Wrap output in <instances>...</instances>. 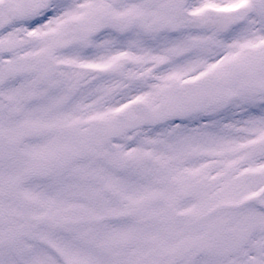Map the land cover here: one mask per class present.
I'll use <instances>...</instances> for the list:
<instances>
[{"label": "snow or ice", "instance_id": "obj_1", "mask_svg": "<svg viewBox=\"0 0 264 264\" xmlns=\"http://www.w3.org/2000/svg\"><path fill=\"white\" fill-rule=\"evenodd\" d=\"M0 264H264V0H0Z\"/></svg>", "mask_w": 264, "mask_h": 264}]
</instances>
